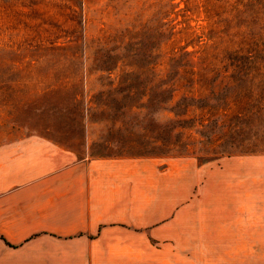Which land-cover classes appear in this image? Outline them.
I'll list each match as a JSON object with an SVG mask.
<instances>
[{
	"label": "rangeland",
	"instance_id": "1",
	"mask_svg": "<svg viewBox=\"0 0 264 264\" xmlns=\"http://www.w3.org/2000/svg\"><path fill=\"white\" fill-rule=\"evenodd\" d=\"M18 139L125 156L153 203L188 187L194 264H264V0H0Z\"/></svg>",
	"mask_w": 264,
	"mask_h": 264
},
{
	"label": "crops",
	"instance_id": "2",
	"mask_svg": "<svg viewBox=\"0 0 264 264\" xmlns=\"http://www.w3.org/2000/svg\"><path fill=\"white\" fill-rule=\"evenodd\" d=\"M105 158L77 160L46 139L0 141V264H194L188 187L153 203L125 187L129 159Z\"/></svg>",
	"mask_w": 264,
	"mask_h": 264
}]
</instances>
